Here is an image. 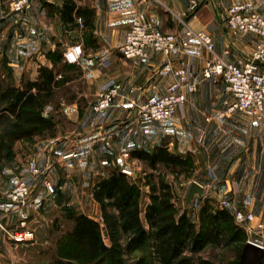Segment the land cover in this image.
<instances>
[{"label": "crops", "instance_id": "crops-1", "mask_svg": "<svg viewBox=\"0 0 264 264\" xmlns=\"http://www.w3.org/2000/svg\"><path fill=\"white\" fill-rule=\"evenodd\" d=\"M7 1L0 0V62L10 68L13 80L19 85L34 82L39 76L41 80L46 70L52 72L55 81L62 80V85L71 86L78 80L85 85V93L63 105L72 109V120L79 124L67 139L74 147L86 149L84 155L88 156L85 161H74L68 169L71 176L119 165L116 142H108L107 138V142L94 144L100 136L104 139V127L121 117L125 99L163 93L175 79V71L183 69L193 76L197 88L187 94L185 103L174 107L172 122L194 126L193 136L188 135V139L200 142V152L215 171L224 175L227 172L223 188L246 205L247 214L264 224V119L256 128L250 126L249 117L243 113L225 117L222 122L216 120L217 113L225 108V97H220L223 82L216 78L203 80L199 75L210 54L194 38H189L183 53L174 57L149 51L145 59L127 60L118 52L131 23L139 20L151 22L164 34L187 28L203 31L210 35L215 55L237 62L251 54L254 44L249 39H233L225 27L227 11L234 5H244L248 12L264 18V0H197L199 6L194 11L190 10L194 0H33L21 14L12 13ZM76 44L82 47L80 61L68 63L65 53ZM59 67L75 74L67 77ZM111 87L121 94L112 108L103 114L90 112L97 95ZM227 164L228 168H223ZM17 172L39 187L34 204L26 209V227L34 232V239L14 242L0 229V264H40V219H49L58 211L67 196L66 185L54 181L56 192L52 196L41 188L40 200V177H31L22 169ZM7 183L0 186V215L5 227L12 230L19 226L20 218L15 212L3 215L4 192L15 184ZM67 194L69 198L75 196Z\"/></svg>", "mask_w": 264, "mask_h": 264}, {"label": "rangeland", "instance_id": "rangeland-1", "mask_svg": "<svg viewBox=\"0 0 264 264\" xmlns=\"http://www.w3.org/2000/svg\"><path fill=\"white\" fill-rule=\"evenodd\" d=\"M59 70L67 77L75 74L66 67H59ZM7 71L11 79L7 76ZM36 81H40V76ZM26 83L22 82L20 85L16 83L10 68L5 62H0L1 88L12 86L20 89L24 88ZM223 85L220 97L227 99L228 93L224 83ZM82 93H85V85L81 80L71 86L66 83L62 85V80L57 81L51 96L42 107V116L51 123L45 128L34 127L16 120L14 117L16 110H11L7 103L0 101V186L4 187V182L10 185V182L14 181L13 188L18 182H26L24 177L20 176V172H17L20 169L31 177H40V200L43 198L42 189L49 196L55 194L54 181L57 180L66 185L64 192L67 196L64 197L61 206H58V211L49 219L46 216L43 217L46 218L45 220L40 219V264H96L88 261L83 249L68 242V235L74 229V218L77 215H85L99 223L105 244L112 247L103 222L101 205L96 200L95 193L100 182L107 179L114 171L124 174L136 187L140 217L146 229H148L145 220L147 207L152 204L153 199L159 200L161 197L163 192L161 184L169 187V203L175 210V219L178 220L184 215L194 228L193 235L185 241L181 253L182 257L189 259L190 264H239L245 244L256 238L251 233L250 226L262 221L255 219L252 214H247L246 205L238 198L234 200L233 193L226 187L223 188V180L227 172L224 175V172L215 171L211 161L207 163L206 156L200 152L203 150L199 146L200 142L195 138L188 139L187 136H193L194 133L192 129L194 126L191 123L190 125L173 123L172 115L164 121L146 120L137 116L136 108L131 102L141 103L151 95L125 99L121 117L110 126L104 127L103 131L106 133L104 139H99L101 136H98L99 138L94 142V144L104 143L107 142V138L108 142H116L119 148L117 154L121 156V159L117 157L120 164L116 167L103 166L101 171L93 169L94 171L85 170L74 175L72 173L71 176L68 169L72 168L69 167L77 161H85L86 149L74 147L70 144L73 141L67 139L68 134L78 128L79 124L72 120V109L63 105H67ZM92 106L88 110L94 113L91 110ZM105 111L95 114H103ZM239 114L241 113H236L235 116ZM158 148H164L169 153L179 156L183 162L151 165L141 155L153 153ZM38 154H40V164ZM32 164L40 169V175L31 174L30 165ZM223 168L227 169L228 164L223 165ZM68 174L71 177H68ZM46 182L53 186L55 190L53 194L48 193ZM193 183L202 187V194L196 193L189 196ZM11 189L4 192L3 215L13 213L6 214L4 211L7 195ZM67 193L71 195L75 193V196L72 195L69 198ZM104 200L105 203L110 202L106 198ZM221 210L228 213L227 220L220 219L218 212ZM107 211L111 214L116 213L109 205ZM248 215L252 216L251 221L247 219ZM0 222L5 227L1 215ZM6 229L10 232L14 230ZM117 235L120 236L117 247L121 249L119 255L121 264H161L151 247L145 250L128 251L126 237ZM195 237L198 239L197 242ZM109 264H116L115 260Z\"/></svg>", "mask_w": 264, "mask_h": 264}, {"label": "built area", "instance_id": "built-area-1", "mask_svg": "<svg viewBox=\"0 0 264 264\" xmlns=\"http://www.w3.org/2000/svg\"><path fill=\"white\" fill-rule=\"evenodd\" d=\"M32 1L8 0L7 5L12 13L21 14ZM198 6L199 2L194 0L190 10L194 11ZM225 27L231 32L234 40L249 39L253 42V51L249 56L237 62H227L215 55L211 37L203 31L187 28L183 32L164 34L157 31L151 22L139 20L131 23L118 52L127 60L145 59L150 50L174 57L183 53L184 44L189 38H194L210 54L199 73L200 77L203 80L220 79L228 93V98L223 102L225 108L217 113L216 120L222 122L225 117L243 113L249 117L250 126L256 128L264 119V18L257 13L248 12L244 5H234L227 11ZM81 56V44L72 46L65 53L66 61L72 64L79 63ZM174 75L175 79L163 93L152 95L141 103L131 102L139 118L164 121L171 117L174 107L185 103L188 93L196 91L197 84L193 76L183 69H177ZM118 96L116 88L102 91L91 110L94 113L105 111L113 105ZM30 172L35 176L40 175V169L34 164L30 165ZM43 183L45 185V180ZM46 188L50 194L55 191L47 182ZM38 194L39 187L24 181L18 182L9 191L4 211L6 214L15 212L20 218L19 226L11 232L0 222V229L10 240L24 243L34 239V232L26 227V209L34 204ZM247 219L251 221L252 216L248 215ZM251 233L256 238L248 242L264 251V224H257Z\"/></svg>", "mask_w": 264, "mask_h": 264}, {"label": "trees", "instance_id": "trees-1", "mask_svg": "<svg viewBox=\"0 0 264 264\" xmlns=\"http://www.w3.org/2000/svg\"><path fill=\"white\" fill-rule=\"evenodd\" d=\"M7 76L11 79L10 73ZM57 84L50 71L43 70L40 81L28 82L24 88H0V101L7 103L11 110H16L14 117L27 125L45 128L51 125L50 121L42 116L44 102L51 96L53 87ZM151 165L156 163L181 164L183 159L169 153L164 148H158L153 153H142ZM161 197L153 199L147 207L145 220L148 229L143 225L140 217L138 192L127 177L119 172H112L107 179L100 182L95 193L96 200L100 203L103 222L107 236L112 247L107 246L102 237L99 223L85 215L74 218V229L68 235V242L83 249L89 262L96 264H109L115 260L121 264L118 248L119 235H124L127 240L126 250H145L150 248L161 264H190L189 259L182 257L181 253L185 241L193 235V225L182 215L175 219V210L169 203V187L161 184ZM104 198L109 200L105 203ZM111 206L116 213L107 211ZM221 220H227L229 215L221 210L218 212ZM198 239L195 237V242ZM260 264H264V259Z\"/></svg>", "mask_w": 264, "mask_h": 264}, {"label": "water", "instance_id": "water-1", "mask_svg": "<svg viewBox=\"0 0 264 264\" xmlns=\"http://www.w3.org/2000/svg\"><path fill=\"white\" fill-rule=\"evenodd\" d=\"M202 194V188L193 183L189 190V196L193 194ZM264 259V251L251 243H246L239 264H260Z\"/></svg>", "mask_w": 264, "mask_h": 264}]
</instances>
